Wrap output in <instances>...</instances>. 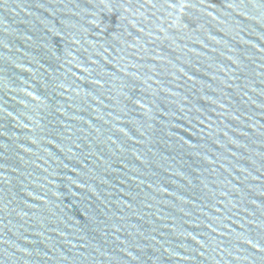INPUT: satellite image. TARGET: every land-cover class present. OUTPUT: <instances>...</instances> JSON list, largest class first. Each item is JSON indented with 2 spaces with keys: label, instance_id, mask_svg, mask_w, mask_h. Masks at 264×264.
<instances>
[{
  "label": "water",
  "instance_id": "1",
  "mask_svg": "<svg viewBox=\"0 0 264 264\" xmlns=\"http://www.w3.org/2000/svg\"><path fill=\"white\" fill-rule=\"evenodd\" d=\"M0 264H264V0H0Z\"/></svg>",
  "mask_w": 264,
  "mask_h": 264
}]
</instances>
